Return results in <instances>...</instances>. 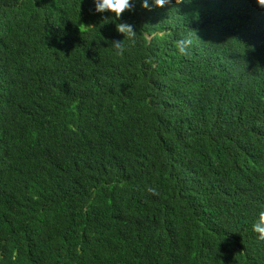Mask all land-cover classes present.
<instances>
[{"label": "trees", "instance_id": "trees-1", "mask_svg": "<svg viewBox=\"0 0 264 264\" xmlns=\"http://www.w3.org/2000/svg\"><path fill=\"white\" fill-rule=\"evenodd\" d=\"M92 8L0 0V264H264V7Z\"/></svg>", "mask_w": 264, "mask_h": 264}, {"label": "clouds", "instance_id": "clouds-1", "mask_svg": "<svg viewBox=\"0 0 264 264\" xmlns=\"http://www.w3.org/2000/svg\"><path fill=\"white\" fill-rule=\"evenodd\" d=\"M137 2L141 8L151 10L153 4L158 7H163L165 4L170 3L171 0H152V3H150V0H91V4L93 5L92 11L94 13L114 14L116 20L120 21L119 24L115 23L116 32L127 35L133 42L135 38L134 25L123 21L122 15L126 12L133 11ZM255 2L257 6L264 7V0H255ZM115 41V48L118 54L122 55L125 48L119 40ZM183 44L184 41H181L179 45V51L181 52L185 51ZM252 230L259 234L261 239H264V209L259 211L252 225Z\"/></svg>", "mask_w": 264, "mask_h": 264}]
</instances>
